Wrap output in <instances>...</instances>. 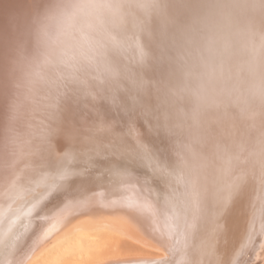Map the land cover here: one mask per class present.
Returning <instances> with one entry per match:
<instances>
[{
	"label": "bare ground",
	"instance_id": "bare-ground-1",
	"mask_svg": "<svg viewBox=\"0 0 264 264\" xmlns=\"http://www.w3.org/2000/svg\"><path fill=\"white\" fill-rule=\"evenodd\" d=\"M47 2L0 0V206L55 151L80 163L40 190L2 264H264V106L186 90L184 42L162 31L184 0L129 7L98 51L82 20L42 45ZM122 151L149 173L107 178L101 157ZM103 233L146 251L92 259Z\"/></svg>",
	"mask_w": 264,
	"mask_h": 264
},
{
	"label": "clouds",
	"instance_id": "clouds-1",
	"mask_svg": "<svg viewBox=\"0 0 264 264\" xmlns=\"http://www.w3.org/2000/svg\"><path fill=\"white\" fill-rule=\"evenodd\" d=\"M176 24L185 45L181 75L199 104L225 99L264 106V0H184ZM169 0H48L41 9L40 42L50 44L74 21L94 37L98 51L129 7L169 15Z\"/></svg>",
	"mask_w": 264,
	"mask_h": 264
},
{
	"label": "rangeland",
	"instance_id": "rangeland-1",
	"mask_svg": "<svg viewBox=\"0 0 264 264\" xmlns=\"http://www.w3.org/2000/svg\"><path fill=\"white\" fill-rule=\"evenodd\" d=\"M184 17L185 15L181 16V19L177 23L182 22ZM177 23H175L174 26L163 24L162 31H167L166 34L163 35H179L176 28ZM163 106L164 103L160 104L158 110L162 111V108H164ZM54 153L50 163L36 165L32 168V174L22 177L12 194H10V201L0 206V215L3 214L0 219V230L2 227H8V230L4 234L0 232V264H2L5 254L10 249L12 242L23 235L28 227L31 218L27 212L29 210L27 209L34 203L40 190L45 188L48 181L55 178L59 170L67 165L80 163L73 154L69 157L65 156L68 154L65 150L55 151ZM101 159L104 162V165H101V167L107 178L117 175L118 170L127 167H131L143 174L149 173V169L146 167L142 158L131 156L130 153L126 151H122L116 155L109 154L101 157ZM156 181L157 179L155 178V184L158 183ZM145 251L146 248L129 239L103 233L99 238V251L93 254L92 259L144 253ZM91 261L92 260L87 261L85 264H91Z\"/></svg>",
	"mask_w": 264,
	"mask_h": 264
}]
</instances>
